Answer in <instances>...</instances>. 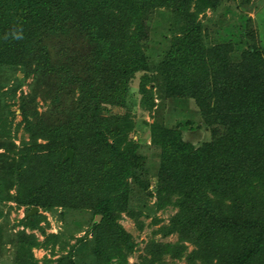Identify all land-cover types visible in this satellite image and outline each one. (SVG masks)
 <instances>
[{
    "label": "trees",
    "instance_id": "1",
    "mask_svg": "<svg viewBox=\"0 0 264 264\" xmlns=\"http://www.w3.org/2000/svg\"><path fill=\"white\" fill-rule=\"evenodd\" d=\"M223 2L0 0V99L14 97L27 77L52 80L51 108L42 115L35 106L27 110L21 98L31 142L23 164L0 154V203L13 200L50 213L60 209L59 217L65 221L71 215L78 229L82 222L75 221L74 209L90 211L92 219L101 216L68 251L61 234H47L40 226V213L25 217L20 224L44 240L24 231L11 235L12 264H39L32 250L56 244L63 254L54 264H111L112 258L115 264H127L122 251L129 253L132 244L116 219L126 212L139 224L152 196L155 210L172 203L187 208L186 214L171 219L167 233L194 239L193 232L204 245L209 236L222 239L230 232L225 242L236 241L240 251L225 264L251 262L256 252L245 241L257 245L264 233V47L245 26L212 47L204 43L199 15L216 12ZM160 10L170 19L168 37L163 53L150 65L145 55L147 21ZM15 28L22 29V39L11 35ZM137 73L143 74L138 87L143 97L153 102L156 91L162 103L175 104L169 119L174 112L181 116L191 103L210 134L207 142L194 147L181 134L192 121L176 126L153 121L151 143L160 151L153 192L147 191L145 165L127 140L133 128L130 116L105 113L126 102L129 81ZM11 81L9 93H1ZM38 138L45 143L38 144ZM66 150L73 152L72 160H64ZM12 187L15 195L10 196ZM134 192L143 197L140 207L130 203ZM103 244L110 252L101 258ZM182 249L181 244L151 241L149 258L141 264H153L165 252L179 257Z\"/></svg>",
    "mask_w": 264,
    "mask_h": 264
},
{
    "label": "rangeland",
    "instance_id": "2",
    "mask_svg": "<svg viewBox=\"0 0 264 264\" xmlns=\"http://www.w3.org/2000/svg\"><path fill=\"white\" fill-rule=\"evenodd\" d=\"M162 13L167 15L164 10L154 11L151 19L147 21L149 40L145 55L150 65H153L163 53L161 50L164 49L165 38L168 37L170 19L168 15L163 16ZM246 17L250 19V23ZM199 19L205 27L204 43L206 45H211L212 47L215 44L226 41L236 30L245 26V31L247 30L248 33L254 32L256 41L264 47V0H249L245 4L242 0H224L222 6L216 12L206 10L199 15ZM244 19L246 20L243 21ZM142 75V73H137L129 81V94L126 102L119 106L108 107L105 113L108 115L130 116L133 128L128 133L127 140L134 143V155L142 159L148 173L147 191L153 192L155 175L159 169L158 154L160 152L159 148L151 143L150 125H152L153 121H171L174 126H176V123H182L187 120L192 121L193 123L190 126L182 129L181 134L183 141L190 143L194 147H199L207 142L210 139V134L205 127V123L201 121L199 114L193 113L194 106L192 107L191 103L184 106L181 116L178 115V112H174L175 116L171 120L169 119V112L171 107L175 106L171 100L162 103L159 97L155 96L156 91H153L155 93L153 102L149 96L143 97L138 89ZM17 76L19 79L23 77L21 73H17ZM21 82V86L19 85L15 90L14 97L10 98L9 95H6L3 99H0V154L8 155L10 159L15 160L16 164L25 163L26 159L23 156L29 150V142H31V130L27 127V123L20 112L21 98L23 97V101L27 103V110L35 106L38 115H42L51 108V99L49 97L52 94V80L47 79L44 75L30 76ZM12 85L13 81L9 82L8 85L1 89V93H9ZM149 86L151 85L147 84V87ZM7 108L9 113H7ZM191 111V116L193 117L185 116ZM28 119L31 121L32 116L28 115ZM35 133L33 132V134ZM36 142L44 144L45 140L38 138ZM73 156L72 152L71 160ZM145 181V179H142L141 184H144ZM13 187L10 190V196L15 195ZM142 199L143 197L140 194L134 192L130 203L134 207H140ZM146 201V210L138 217L139 224L134 217H130L129 213L126 212H122L119 218L116 219V222L130 236V243L132 244L129 253L122 251V254L126 255L127 264H141L144 258H149L147 251L148 244L151 241L164 244H181L185 248L182 249V254L179 257L174 256L170 252H165L161 256L157 255L153 264H225L240 251V245L236 241L225 242L224 239L228 237L230 232H228V235L223 234L222 239L218 235L216 237L209 236L210 241H207L204 245L201 244L200 240L197 239V235L193 232L191 234H193L194 239H191V236L188 239L180 238V234L176 231L167 233L171 219L179 214H186L187 208L180 209L179 206L172 203L168 204L164 209L155 210L152 207L155 202L154 196ZM190 209L192 210V208ZM60 211L58 209L55 213H50L43 209L37 210L44 217V220L40 222V226L45 229L47 234H61V238L67 244L66 251L76 242L77 238L83 237L85 232H89V224L99 223L101 220L100 215H94L92 219L90 211L74 209L75 221L82 222V226L78 229L73 222V217L66 214V220L64 221V219L59 217ZM132 211L136 213L137 210L133 209ZM29 212L28 207L20 206L13 200L0 203V264H12L14 259L15 242L11 235L24 231L25 235L33 233L38 241L43 242L44 237L40 236L38 231L32 232L20 224ZM8 234L10 236L7 238ZM88 238L91 239V236H88ZM216 239L217 242H215ZM196 240L201 246L194 243ZM245 242L251 248L249 250L256 252L249 264H264V233L260 236L257 245L247 241V239ZM96 246H100V242ZM41 247L32 250L39 264H44L45 258L51 261L50 264H54L56 258L63 254L60 244ZM101 248L103 249H101L99 254L103 258L104 253L107 254L110 250H107L106 244H103ZM226 249H228V253H226ZM89 251L92 252V250ZM115 260L116 258H112L110 263L115 264Z\"/></svg>",
    "mask_w": 264,
    "mask_h": 264
},
{
    "label": "water",
    "instance_id": "3",
    "mask_svg": "<svg viewBox=\"0 0 264 264\" xmlns=\"http://www.w3.org/2000/svg\"><path fill=\"white\" fill-rule=\"evenodd\" d=\"M71 155H72V151H70V150H67L66 151V155H65V157H64V160H66V159H70L71 160ZM37 208L36 207H33V208H31V210H30V212L28 213V217H30V216H32L35 212H37Z\"/></svg>",
    "mask_w": 264,
    "mask_h": 264
},
{
    "label": "clouds",
    "instance_id": "4",
    "mask_svg": "<svg viewBox=\"0 0 264 264\" xmlns=\"http://www.w3.org/2000/svg\"><path fill=\"white\" fill-rule=\"evenodd\" d=\"M11 35L13 36V38L15 39H22L23 38V32L22 29L20 28H15L12 30Z\"/></svg>",
    "mask_w": 264,
    "mask_h": 264
}]
</instances>
